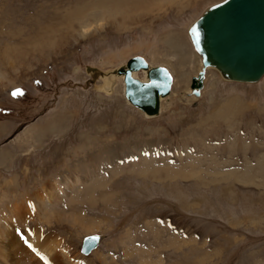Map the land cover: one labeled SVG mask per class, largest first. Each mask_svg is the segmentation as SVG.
Returning a JSON list of instances; mask_svg holds the SVG:
<instances>
[{"label":"rangeland","instance_id":"1","mask_svg":"<svg viewBox=\"0 0 264 264\" xmlns=\"http://www.w3.org/2000/svg\"><path fill=\"white\" fill-rule=\"evenodd\" d=\"M220 1L0 0V213L58 180L60 215L33 207L25 227L60 240V264H264V76L208 70L189 94L187 31ZM136 55L174 76L152 119L87 72ZM98 152V173H69Z\"/></svg>","mask_w":264,"mask_h":264},{"label":"water","instance_id":"2","mask_svg":"<svg viewBox=\"0 0 264 264\" xmlns=\"http://www.w3.org/2000/svg\"><path fill=\"white\" fill-rule=\"evenodd\" d=\"M189 26L187 34L202 64L191 77L190 95H201L207 69H215L226 82L250 84L264 76V0L213 3ZM138 71H143L144 77H134ZM109 73L123 77L126 100L149 117L157 116L160 101L171 95L170 70L164 65H150L141 55L129 58ZM101 241L100 235H84L80 252L90 253Z\"/></svg>","mask_w":264,"mask_h":264},{"label":"bare ground","instance_id":"3","mask_svg":"<svg viewBox=\"0 0 264 264\" xmlns=\"http://www.w3.org/2000/svg\"><path fill=\"white\" fill-rule=\"evenodd\" d=\"M83 30H84L83 36H86L93 29L92 27H90V24H89V25L84 26ZM152 66H155V65H152ZM208 70H211V69H207L206 75L208 74ZM212 70H215V69H212ZM110 71H102L96 67L95 68L89 67L87 69V72L89 75H91L93 78L97 77V80L100 79L104 82V85L100 86L99 89L106 92V94L113 95L114 94L113 90L115 86L118 84V82L122 81L123 83V77L122 76L116 77L110 74L109 73ZM139 72L144 73L143 71H138L137 73ZM135 74L136 73H134L133 76L137 77ZM171 74L173 77V80H172V83H173L174 76H173V73ZM206 75H205V78H206ZM124 89H125V85H124ZM171 94H174V93L171 91ZM201 94H202V91H201ZM165 99H162L160 101L161 107L163 103L162 101ZM137 109L140 110L139 108ZM146 117L150 119L153 118L147 115ZM101 156H102V152L96 156L85 157L86 163L79 165V169L77 168L73 169L70 167L68 169L69 173H71L72 175L79 174V173L90 175L91 172L94 170H96L98 173L100 170L99 168L101 167V164H100ZM93 165H96L94 167L95 169L92 168ZM75 181H76L75 186L76 185L78 186L80 184L81 177L79 176V178H77V180ZM58 184H59L58 180L50 181L49 183H46L45 185L42 186V191L40 193H36V194L33 193L31 196H27L25 198L26 200L23 199V201L18 200L19 202L14 203L13 206L7 205L8 207L5 208L6 210L0 213V264H60V259L58 256L59 253L61 252L60 250L62 249L60 240H58V238H56V236L53 234L46 235L44 231L40 230L39 227L34 226L35 228L33 229L31 227L30 228L25 227L27 223L30 222L28 218L29 217L31 218V216L34 215L32 213L33 207H36V208L38 207L39 209H41L42 207H45L48 205L49 207L51 206V208H54L53 212L55 213L56 216L60 215L59 214L60 212L58 211L60 207L59 196L65 195V193H63L62 191L59 192V194L57 193ZM69 194L67 196L68 198L71 197L69 196ZM72 200L70 201L71 203L74 201ZM38 208L37 210H39ZM37 215L38 214H36V216ZM65 218L67 217L65 216ZM75 218L76 216L74 215V213L73 214L71 213V215L68 216L67 220H70V222L73 223L74 225L75 224L74 221H76L74 220ZM51 220L52 219H49L47 222ZM29 245H31V247H29Z\"/></svg>","mask_w":264,"mask_h":264},{"label":"snow or ice","instance_id":"4","mask_svg":"<svg viewBox=\"0 0 264 264\" xmlns=\"http://www.w3.org/2000/svg\"><path fill=\"white\" fill-rule=\"evenodd\" d=\"M193 35H196L195 30L193 31ZM12 95H13V97H16V96H22V95H23V92H22V90L17 89L16 91H14V92L12 93ZM29 247H31V245H29Z\"/></svg>","mask_w":264,"mask_h":264},{"label":"flooded vegetation","instance_id":"5","mask_svg":"<svg viewBox=\"0 0 264 264\" xmlns=\"http://www.w3.org/2000/svg\"><path fill=\"white\" fill-rule=\"evenodd\" d=\"M135 75L137 76V73ZM95 79H97V77Z\"/></svg>","mask_w":264,"mask_h":264}]
</instances>
